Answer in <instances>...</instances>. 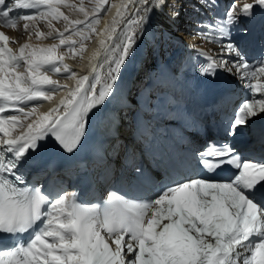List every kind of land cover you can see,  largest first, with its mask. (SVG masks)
I'll use <instances>...</instances> for the list:
<instances>
[{"label": "snow or ice", "instance_id": "obj_1", "mask_svg": "<svg viewBox=\"0 0 264 264\" xmlns=\"http://www.w3.org/2000/svg\"><path fill=\"white\" fill-rule=\"evenodd\" d=\"M105 2L98 0L93 14ZM165 6L166 0H125L111 26L97 33L98 15L89 19L83 0L78 8L65 0H0V27L15 30L23 21L29 40L34 34L58 41L14 50L9 44L15 41L0 31V264H264V161L243 156L228 142L264 115V56L253 61L233 35H247L240 25L264 13V0H197V10L208 15L191 34L218 46L213 55L194 49L204 58L197 75L227 74L249 95L236 107L223 141L191 152L186 163L195 174L177 165V175L147 197L110 191L102 204L84 206L75 193L37 187L27 172L48 144L68 155L79 151L91 118L117 96L122 69ZM61 8L84 19H71ZM179 15L173 7L170 16ZM40 21L47 33L35 28ZM53 21L63 22V31ZM94 33L102 37L96 62L77 76L65 57L82 58ZM49 73H64L76 85H61ZM61 91L66 95L46 112L25 110ZM134 171L143 175L139 166Z\"/></svg>", "mask_w": 264, "mask_h": 264}, {"label": "bare ground", "instance_id": "obj_2", "mask_svg": "<svg viewBox=\"0 0 264 264\" xmlns=\"http://www.w3.org/2000/svg\"><path fill=\"white\" fill-rule=\"evenodd\" d=\"M113 1L106 0V9L112 5ZM65 2L72 4L78 0H65ZM97 2L98 0H83L88 8H93ZM223 2L228 3L230 0H223ZM114 3L115 7L100 17L101 29L97 33L103 30V26H111L112 18L116 16V6L125 3V0H115ZM169 5L170 2L166 3L162 11L152 16L134 56L122 69L117 96L104 111L96 113L89 122L83 145L100 144L108 154V163L99 167L94 174L98 180L99 190L104 183L123 179L126 188L131 189L136 195L148 192L149 179L159 171H172L174 160H181L182 152H187L191 148L189 139L195 137L191 124L192 117H199L200 121L206 125H215L218 122L220 129L225 131L236 107L249 95L226 74L234 86L231 99L211 108L198 104L195 90L183 83L178 75L184 69L185 60L193 54L199 55L194 49L213 55L218 51V46L202 41L200 37L191 34L196 22L207 18L208 15L203 9L197 10V0L171 2V5L180 13L176 18L170 16L173 7L168 8ZM184 6L188 7L187 11L182 10ZM112 15L113 17L110 18ZM240 28H247V35L238 31L234 32V38L253 61L261 58V49L264 46V13L258 12L251 20H245ZM187 32L189 34L186 35ZM101 38L95 33L92 34L86 42V50L82 58L74 59L66 56L65 62L70 60L71 63L79 65L81 59L96 60L94 56L96 50L100 48ZM57 42L48 38V42H45L43 46L31 44L44 47ZM19 70L24 69L21 67ZM79 71L76 73L77 76H81ZM140 73L142 75L147 73L150 76V87L141 92L137 90L139 81L135 78ZM60 78L68 84H76L75 79H67L66 76ZM64 92H58L55 96L59 94L60 98ZM47 105H41V108L36 107L40 113H43L48 110ZM260 116L258 115L251 123L242 127L235 139L238 144L249 145L252 149L264 154V132L258 128L257 122ZM146 124H149V129H146ZM114 144L118 145V151H113ZM51 145L49 150L58 149L54 143ZM124 145L127 151L129 150L128 158H121L119 154ZM126 154L127 152L124 156ZM137 166L143 169L142 176L134 171ZM97 167L93 166L92 169ZM101 172H104L102 176H100Z\"/></svg>", "mask_w": 264, "mask_h": 264}, {"label": "rangeland", "instance_id": "obj_3", "mask_svg": "<svg viewBox=\"0 0 264 264\" xmlns=\"http://www.w3.org/2000/svg\"><path fill=\"white\" fill-rule=\"evenodd\" d=\"M173 1H175V0H167L166 3L169 4V2H170V5H171V2H173ZM72 4H75L77 6V8H78L79 6H81V0H78V2H75V3H72ZM174 5H175V2H174ZM83 6L89 12V19H91L93 15H98V14H93L92 8L86 7V4L85 3H83ZM169 6H168V8L173 7L172 5L170 7ZM104 7H105V3L103 5V8L102 9H104ZM185 9L187 11L188 10V7L187 6H184L182 8V10H185ZM61 11L64 12L69 17H71V19H80V20H83L84 19L83 14H81L78 11H75L73 9H70V8H61ZM53 25H54L55 28L59 29L60 31H63V29H64L63 22L53 21ZM80 27L83 28L84 25H81ZM32 28H33V25L30 24V30H32ZM35 28L38 29L41 32H44V33H47L49 31V29L47 27V23L45 21H40V22L36 23L35 24ZM0 31H3L6 35H8L10 37V40H14L15 41V43H10V47H12L15 50H18L19 47H20V45L23 44V43H34V45H41V46H43L45 42H48V38H40V39H37L34 34L32 35L31 40H29V36L25 32V29H24V22L23 21H21L19 23L17 29H15V30L14 29L5 28V27H1L0 28ZM187 34H189V32H187L186 35ZM151 56H152V54H151ZM49 75L54 76L55 74L49 73ZM136 78H138L136 80L139 81L138 82L139 85L137 87L139 91H142L143 89L149 87V85H150V76L147 73H145L143 75L140 73Z\"/></svg>", "mask_w": 264, "mask_h": 264}]
</instances>
